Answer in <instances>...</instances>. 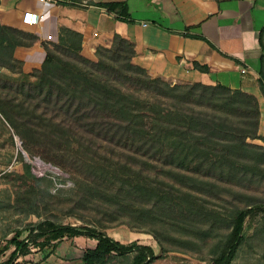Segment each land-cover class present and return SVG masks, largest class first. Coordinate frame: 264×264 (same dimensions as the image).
<instances>
[{"label": "trees", "instance_id": "obj_1", "mask_svg": "<svg viewBox=\"0 0 264 264\" xmlns=\"http://www.w3.org/2000/svg\"><path fill=\"white\" fill-rule=\"evenodd\" d=\"M99 6L129 22L125 4ZM6 32L15 45L37 40ZM41 46L44 61L30 73L37 85L0 80V115L28 152H41L46 161L76 176L73 188L57 189L54 196L70 193L72 211L94 213L97 224L78 227L44 219L15 230L6 242L13 248L6 264L32 249L55 248L77 237L96 242L83 250L82 264H152L158 259L151 247L121 244L104 231L119 225L151 235L162 253L204 246L209 264H232L247 239L246 223L264 227V199L255 189L264 178V146L248 142L264 144V137L258 135L257 119L240 113L239 92L201 85L193 103L144 92L114 71L118 57H129L133 49L119 35L109 48H96L95 62L81 55V36L67 28H60L56 43ZM259 46L258 83L264 91V27ZM193 67L208 70L197 63ZM0 68L22 73V63L9 57ZM3 178L14 185L29 182L31 189L6 204L0 199V213L26 218L48 210L50 201H42L40 209L37 194L45 190L52 196L51 179H36L29 165L22 175Z\"/></svg>", "mask_w": 264, "mask_h": 264}, {"label": "crops", "instance_id": "obj_2", "mask_svg": "<svg viewBox=\"0 0 264 264\" xmlns=\"http://www.w3.org/2000/svg\"><path fill=\"white\" fill-rule=\"evenodd\" d=\"M114 3L126 5L129 22L99 6ZM26 13L43 18L26 25L22 22ZM263 27L264 0H0V61L9 57L22 63L21 74L4 72L1 77L37 84L30 73L44 61L41 43H56L60 28L78 33L81 55L94 62L96 48H109L114 35H119L133 49L129 57H118L117 74L186 103H193L201 85L220 84L237 91L240 113L256 118L258 135L264 137V91L258 83ZM6 29L37 40L15 45ZM193 63L206 66L207 72L195 69ZM121 64L127 67L122 69ZM85 240L62 242L40 264H82L83 250L94 248ZM72 241L83 247L72 246Z\"/></svg>", "mask_w": 264, "mask_h": 264}, {"label": "rangeland", "instance_id": "obj_3", "mask_svg": "<svg viewBox=\"0 0 264 264\" xmlns=\"http://www.w3.org/2000/svg\"><path fill=\"white\" fill-rule=\"evenodd\" d=\"M0 70V80L2 81L8 83H24L26 85L32 86L38 84H35V81H7L1 77L4 72H8V74L16 73H11L9 71L3 70L2 68H0ZM141 87V90L144 92L166 98L161 93L151 91L142 85ZM248 142L257 146H264L263 142L260 140ZM24 165H29L30 172L36 179L39 180L45 177L51 179L55 186V188L52 189V196H47L45 190L38 191L39 194H37L38 204H41L42 201L49 200L51 205H49L47 211L41 210L42 215L40 216L37 214H31L24 218L21 215L13 214L12 211L4 214L0 213V264L7 263L10 253L13 250L12 247H8L6 245L7 240L13 236V232L15 230H23L29 224H36L40 221H43L44 219L78 227L90 224L88 222H92L94 225L97 224L93 219L95 216L94 213L72 211L70 208L73 207L71 200L74 201V199L70 193H64L62 197L54 196L57 192V189L68 190L73 188L74 184L78 182L76 176L69 171L60 169L59 167H56L52 163L46 161L44 159V155L41 152H34V150L32 153L28 152L24 147L22 138L14 133L11 126L0 115V199L4 201V204H6V202L10 199L13 200L14 195L16 196V193H20L21 195L25 196L27 192L30 191L31 187L29 182V185L27 184L24 186V181H16L14 185L10 181L8 182L3 178L6 173L22 175ZM262 168L264 170V166ZM255 189L258 195L264 199V178L261 179L260 185ZM56 207H58V209H56ZM41 208L42 204L40 206V209ZM104 231L110 238L121 244L137 242L140 245L151 247L155 253V256L158 257V259L152 264H209L210 261L209 247L203 246L199 251L198 249H193L192 246H190L188 249H185L186 251L170 249V251L162 253L159 245L149 234L131 231L124 225L107 228ZM245 232L247 239L239 249L238 254L232 264H264V227L259 222L257 223L256 221H253V224L246 223ZM25 236L26 233L24 232L22 237ZM81 238L84 240L88 239L85 237ZM66 241L68 242L71 240L60 241L55 244V248H52V245H50L43 250L32 249L29 255L18 258L13 264H40L46 259L48 260L50 254L55 252L56 247L62 242ZM75 242L77 243L75 244L72 241L71 245L73 246L75 244L77 248L83 247L81 244H79V241ZM85 242V245L87 244L89 247H94L96 244V242L92 239H88L87 241L85 240ZM60 254H62L64 257L68 256L63 252ZM48 263L51 264V261Z\"/></svg>", "mask_w": 264, "mask_h": 264}, {"label": "built area", "instance_id": "obj_4", "mask_svg": "<svg viewBox=\"0 0 264 264\" xmlns=\"http://www.w3.org/2000/svg\"><path fill=\"white\" fill-rule=\"evenodd\" d=\"M39 1L43 2V3H52L53 2V0H39ZM42 18H43L42 15L26 13V14H24V16L22 18V22H23V24H26V25H36V24H38L39 20H41ZM0 74H1V70H0Z\"/></svg>", "mask_w": 264, "mask_h": 264}]
</instances>
